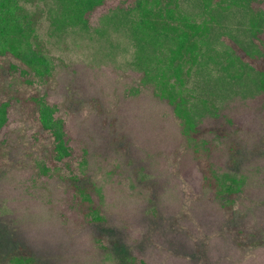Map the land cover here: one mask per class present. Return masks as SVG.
<instances>
[{"label": "rangeland", "instance_id": "obj_1", "mask_svg": "<svg viewBox=\"0 0 264 264\" xmlns=\"http://www.w3.org/2000/svg\"><path fill=\"white\" fill-rule=\"evenodd\" d=\"M141 2L96 0L83 22L69 0L26 3L48 63L0 56V247L33 264H264V0H176L209 24L184 88L191 134L154 94L175 36L141 32Z\"/></svg>", "mask_w": 264, "mask_h": 264}, {"label": "trees", "instance_id": "obj_2", "mask_svg": "<svg viewBox=\"0 0 264 264\" xmlns=\"http://www.w3.org/2000/svg\"><path fill=\"white\" fill-rule=\"evenodd\" d=\"M29 0H0V56L13 54L18 56L27 66L46 71L47 59L43 54L37 53L30 44L29 39L34 34L33 22L26 14V3ZM140 7V22L138 24L139 30L144 34L150 35H167L174 34L175 48L171 49V57L167 62H163V73L157 84L154 85V94L160 99H165L174 106V114L183 132H188L189 128L184 121V114L188 111L189 99L184 95L185 84L188 77L191 76L192 68L198 59L197 51H199L200 44L204 41L209 31V24H198L189 18L181 15L178 11L176 0L156 1L151 7H147L149 0H141ZM96 0H69L70 12L75 15L76 20L84 21L83 16L95 6ZM31 40V39H30ZM186 68V72L183 71ZM264 80V76L261 77ZM174 81L170 83V80ZM264 93V85L261 87ZM187 97V98H186ZM3 109H0V117L3 116ZM41 127L49 131L53 136V152L58 156L64 155L67 151V141L62 131V124L58 119L52 116L50 109L41 108L39 110V120ZM191 134V130L188 132ZM196 133V131H194ZM207 176H204L206 178ZM217 195L220 196V187L216 183ZM79 194L86 192L85 187L76 186ZM234 193V191H233ZM79 196V195H78ZM100 219V218H99ZM99 221V220H98ZM239 223V222H238ZM243 230H248L252 233H261V228L255 224L240 223ZM240 236L242 233L239 234ZM235 236V235H234ZM232 237V242L239 249L251 248L262 243V235L250 237L248 240ZM108 243L112 246H119L114 241ZM196 246V243H193ZM129 252H139L134 247L125 248ZM2 253L0 255H7L9 258L7 264H33L28 261V255L22 250L21 253L12 257V253L6 252L4 247H0ZM20 250V249H19ZM10 253V254H9ZM141 253V252H139ZM142 254V253H141ZM133 261V260H131ZM135 262V261H134ZM125 262L124 264H129ZM140 264H145V262Z\"/></svg>", "mask_w": 264, "mask_h": 264}]
</instances>
